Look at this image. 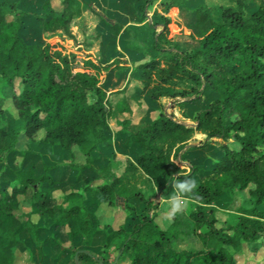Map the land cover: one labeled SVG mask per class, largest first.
<instances>
[{"label": "trees", "instance_id": "trees-1", "mask_svg": "<svg viewBox=\"0 0 264 264\" xmlns=\"http://www.w3.org/2000/svg\"><path fill=\"white\" fill-rule=\"evenodd\" d=\"M115 1L0 0V264H28L22 247L30 263L35 254L42 263L60 229L70 242L103 235L98 254L60 247L70 252L69 264L76 251L78 264H236L245 248L264 240V0H121L140 30L112 13ZM94 7L107 24L104 40L128 32L120 43L129 57L104 45L112 51L105 60L86 53L82 70H74L75 53H63L56 41L32 40L57 31L74 38L73 18L86 9L98 13ZM174 8L181 30L171 35L166 14ZM128 68L140 82L133 99L146 97L156 108L143 121L122 119L123 141L113 146L125 155L118 159L106 127L129 107L125 101L112 106L107 85L111 74L120 77ZM160 97H178L175 105L194 126L165 113ZM196 130L205 134L201 146L217 149V156L161 227L160 200L176 193L173 180L203 169L187 157L190 170L181 174L172 157ZM215 138L225 141L214 145ZM35 148L42 150L40 170L36 161L26 163ZM59 166L75 171L69 188L66 173L53 174ZM235 191H245L251 206L217 226L213 205ZM18 195L30 206L24 215ZM118 197L131 221L103 230L101 210ZM186 237L200 248H179Z\"/></svg>", "mask_w": 264, "mask_h": 264}, {"label": "rangeland", "instance_id": "rangeland-1", "mask_svg": "<svg viewBox=\"0 0 264 264\" xmlns=\"http://www.w3.org/2000/svg\"><path fill=\"white\" fill-rule=\"evenodd\" d=\"M33 4H36V0H31ZM196 2L202 1V0H195ZM209 2H212L213 5L215 4H222L227 3V0H209ZM247 8H253V4H247ZM95 10L98 12V8L94 7ZM112 13H119L120 16L123 17L125 24H132L137 30L141 29L140 24L135 23V16L132 11V9L129 7L128 3L122 2L121 0L115 1V7L112 9ZM103 13L99 11L98 13H95L91 10H82L81 14L78 16H75L70 23V31L73 34L74 38H71L65 34H63L60 31L49 33L45 32L44 34H41L38 32L36 34V37L32 40L37 41L38 43H43L44 41L50 42V41H56L58 43V47L62 50L65 54L75 53V59H73V68L74 70H82L81 65V58L86 55V53H89L93 58H98L101 60H105L107 55H110L112 51L110 50V53H106L107 51L106 47L114 45L115 49L118 52H122L125 56L129 57V53L121 47V37L122 35H125L128 32L121 31V33L116 36L115 38H109L104 40L102 36L100 35L102 32H106L107 24L105 20L103 19ZM171 19V24L169 25V29L171 31V35L178 33L181 30V27L177 25L176 21L180 20V16L177 9H171L166 14ZM25 38H29L30 35H28L26 32L23 34ZM108 43V44H107ZM111 49V48H110ZM112 49L114 50V47L112 46ZM107 54V55H106ZM107 85L108 90V99L111 102L112 106L119 105L121 107V102L125 101L129 107V111H122L117 112L114 115H112L108 119V131L109 135L116 134L117 128L120 127V123L123 118H130L133 122L143 121L145 119L151 118L154 115L155 112V104H152L148 98L141 97L138 100L133 99L132 94L135 90L136 86L140 85V82L138 80V72L134 71L132 72L129 68L126 69L120 77L115 76L114 74H111L109 77ZM16 89L19 90V84L18 81L15 80ZM179 98H169V97H160L159 102L161 105H163V110L165 113L170 115L173 119L182 121L187 126H194V122L183 116L181 110L175 105V101H177ZM119 106L117 107L119 109ZM112 140V139H111ZM26 139L23 136H20L18 147H23ZM205 141V134L201 131H193L191 136L188 138V140L181 146L180 148H174L172 150V157L177 162V164L182 168L183 172L181 174L187 175L190 168L186 164V158L192 160L193 163L196 165L201 166L203 169L197 171L193 176H187L182 178H175L173 180V186L175 188V182L177 180H184V179H191L195 182L201 178L202 176L209 173L210 170V158L217 156V149H205L201 146L202 143ZM212 143L214 145L223 143L224 139H211ZM114 143V142H113ZM112 148L113 151H115V156L118 159H123L125 153L121 150H118L117 148H114L113 145L116 144V142L113 144ZM188 144H194L197 146L196 148H189L191 146H188ZM42 150H35L30 153V156L28 159H26V163L30 164V162L36 161L38 163V168L40 170L39 163L41 161V158H43V155L41 154ZM45 157L48 159V161H51L53 159H49L45 152ZM12 160L14 162H17L20 160V155L16 153L15 155H12ZM59 160H62L60 158V155L58 156ZM57 159V160H58ZM102 166L101 161H95V167L99 168ZM64 171V172H63ZM75 171H69L65 169V166L58 167L55 173V177L60 178L62 173H66L69 178L67 182L63 183V186L65 188H69V184L73 181V173ZM71 176V177H70ZM85 179L82 178L81 182ZM62 185V184H61ZM52 189V188H50ZM189 193L184 194L183 198L188 197ZM182 198V199H183ZM19 199V208L21 209L23 215L26 213L29 209L28 203L23 199L22 195H18ZM120 200H115L114 206H107L104 207L103 210H101V221L103 223H106L107 229H116L120 225H126L131 221V218L128 217L125 213V211L122 208V203L119 202ZM170 200H160L161 206L163 207V211L161 214L157 217L158 223L161 225V227H165L168 225V217L171 212L170 209ZM184 201V199H183ZM183 205V204H182ZM251 206L250 200L247 198V193L245 191L238 192L235 191L233 195L226 197L222 200H219L216 202L213 207L215 209V215L217 217V226L222 225L225 221L229 220L234 214L242 213L244 209H247ZM36 213H33L30 218L35 219ZM44 229H39V232L42 233ZM50 240V236L43 237L44 244L47 243V241ZM56 240L58 243H54L51 246L48 247V255L44 257L42 263L39 262V258L37 254L34 255V263H30V259L32 256H30L26 250L22 247L21 250V257L22 260L26 261L28 264H69L64 262L65 258L70 255L69 251L63 250L60 251V247H68L70 245H73L76 248H84L87 250L92 251L94 254H98L100 252V248L103 245V236L102 238H96L94 241H92V238L87 239L83 237H78L75 241L70 242L67 235H65L64 229L57 233ZM262 243V244H261ZM260 247H257L254 250H250L249 248H245L244 252H242L240 255L236 257V264H264V240L260 242ZM179 248H200V244L198 241H196L194 238H184V241L178 245ZM231 250V248H230Z\"/></svg>", "mask_w": 264, "mask_h": 264}, {"label": "clouds", "instance_id": "clouds-1", "mask_svg": "<svg viewBox=\"0 0 264 264\" xmlns=\"http://www.w3.org/2000/svg\"><path fill=\"white\" fill-rule=\"evenodd\" d=\"M176 193L173 195L170 201L171 214L175 215L181 210L183 196L186 193H191L196 188V182L191 179L177 180L175 182Z\"/></svg>", "mask_w": 264, "mask_h": 264}, {"label": "crops", "instance_id": "crops-1", "mask_svg": "<svg viewBox=\"0 0 264 264\" xmlns=\"http://www.w3.org/2000/svg\"><path fill=\"white\" fill-rule=\"evenodd\" d=\"M31 1V0H30ZM37 1V0H36ZM99 11V10H98ZM118 130H119V128H117V130H116V134L114 133V134H112L111 136L109 135V131H108V125H107V127H106V133L110 136V138L112 139L111 141H112V143L114 142H116V144H120L122 141H123V137L121 136V134L120 133H118ZM113 143V144H114ZM102 157V156H101ZM117 200H120L119 202H121L122 204H123V200H122V198H120V197H118V198H116ZM122 208H123V205H122ZM30 210V206H29V209H28V211ZM37 215V214H36ZM33 221H36L37 219H38V215L36 216V218L35 219H33V218H31ZM102 229L103 230H107V231H111V230H114V229H110V230H108L107 229V226H103L102 227ZM117 229V228H116ZM102 232H99L98 234H96L93 238H92V241H94V239H96V238H102Z\"/></svg>", "mask_w": 264, "mask_h": 264}, {"label": "water", "instance_id": "water-1", "mask_svg": "<svg viewBox=\"0 0 264 264\" xmlns=\"http://www.w3.org/2000/svg\"><path fill=\"white\" fill-rule=\"evenodd\" d=\"M177 121H179V120H177ZM179 122H182V121H179ZM193 145L194 144H188V146H193ZM81 251H83V252H85V253H87L89 255H92L91 252L89 250H87V249H82ZM77 253H78V251H76L74 253V264H78L79 263V260H78V257H77Z\"/></svg>", "mask_w": 264, "mask_h": 264}]
</instances>
